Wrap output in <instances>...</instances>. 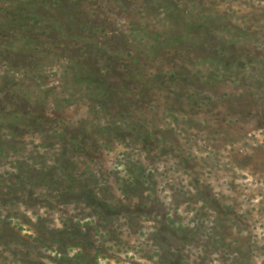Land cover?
<instances>
[{"label":"rangeland","instance_id":"rangeland-1","mask_svg":"<svg viewBox=\"0 0 264 264\" xmlns=\"http://www.w3.org/2000/svg\"><path fill=\"white\" fill-rule=\"evenodd\" d=\"M0 264H264V0H0Z\"/></svg>","mask_w":264,"mask_h":264}]
</instances>
